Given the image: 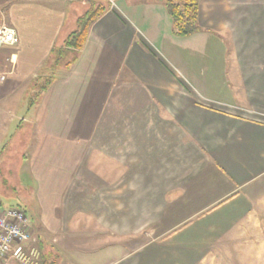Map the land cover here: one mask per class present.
Instances as JSON below:
<instances>
[{
  "label": "crops",
  "instance_id": "crops-1",
  "mask_svg": "<svg viewBox=\"0 0 264 264\" xmlns=\"http://www.w3.org/2000/svg\"><path fill=\"white\" fill-rule=\"evenodd\" d=\"M94 4L76 60L10 134L4 106ZM2 24L20 40L0 49V188L29 207L40 264H264V0H200L189 36L162 0H0ZM113 191L119 234L94 199ZM147 206L165 209L159 233L130 250Z\"/></svg>",
  "mask_w": 264,
  "mask_h": 264
},
{
  "label": "rangeland",
  "instance_id": "rangeland-1",
  "mask_svg": "<svg viewBox=\"0 0 264 264\" xmlns=\"http://www.w3.org/2000/svg\"><path fill=\"white\" fill-rule=\"evenodd\" d=\"M6 56L9 58V52L6 53ZM74 55H70L66 60H63V62L60 64L59 68H51L50 64H46L47 68H44V70L37 75V78L32 79L30 81H23L24 85L26 87H22V89L16 93L14 96L11 97V99L7 102V104L4 106V111L2 112L4 121L7 123L9 127H11V133L15 134V130L18 128L19 125H24V118H28L31 115V108H35L37 103L39 102L41 95H42V87L45 86L48 82L59 76L63 68L69 63V61L72 60ZM6 58V57H5ZM8 63V62H7ZM4 65H0V71L2 72L4 70ZM8 78V76H7ZM7 80V79H6ZM26 91V93L24 92ZM23 93H25L23 95ZM11 137V136H10ZM121 177H114L115 184L120 180ZM167 177H163V179H166ZM9 179V178H7ZM4 180H0L1 185H7L3 183ZM11 183L14 184V186L17 182L11 178ZM16 182V183H14ZM18 184V183H17ZM13 187V185H11ZM116 187V185H115ZM15 192V191H14ZM94 199H107L112 200L114 203V207L108 206V215H111V211L113 213L114 218V231L116 234H119L123 230L122 222H121V213L122 208L120 207L121 204V193L120 192H108V193H102L98 192V194H94ZM84 198L89 199L91 198L90 192H84L82 194ZM21 194L14 193L13 195L8 192H3V190L0 188V210L9 208V207H17L22 206L24 210H29V207H27L24 203L21 201ZM148 203V202H147ZM164 214L165 209L160 208H152V207H144L140 209H133L130 208V217H131V223L129 225V241L128 245L130 250H136L140 248L141 246L149 243L152 241L159 233V231L155 232V219L158 218L159 212ZM30 212V210H29ZM139 212V213H138ZM125 213V212H124ZM141 216V224L138 227L137 224H134L133 222L138 220V216ZM137 217V218H136ZM128 229L127 227L124 228L123 231ZM140 231V233H138ZM163 232V231H162ZM126 237V235H125ZM124 243H126L125 239L123 240ZM231 259L233 260V257L231 256Z\"/></svg>",
  "mask_w": 264,
  "mask_h": 264
},
{
  "label": "built area",
  "instance_id": "built-area-1",
  "mask_svg": "<svg viewBox=\"0 0 264 264\" xmlns=\"http://www.w3.org/2000/svg\"><path fill=\"white\" fill-rule=\"evenodd\" d=\"M19 40L14 27L0 25V49L17 46ZM9 73H2L0 81H6ZM10 261L18 264H40L42 261L38 235L26 211L19 207L0 210V264Z\"/></svg>",
  "mask_w": 264,
  "mask_h": 264
},
{
  "label": "trees",
  "instance_id": "trees-1",
  "mask_svg": "<svg viewBox=\"0 0 264 264\" xmlns=\"http://www.w3.org/2000/svg\"><path fill=\"white\" fill-rule=\"evenodd\" d=\"M173 19L174 30L177 35L189 36L200 31L199 2L200 0H162ZM106 7L103 4L92 5L85 13L77 18L75 29L68 34L62 45L57 46L49 58L50 67L59 68L63 60L74 55L66 66L76 60V53L85 45L89 31L94 23L104 14ZM52 80L42 87L43 93ZM43 258V253H42Z\"/></svg>",
  "mask_w": 264,
  "mask_h": 264
}]
</instances>
